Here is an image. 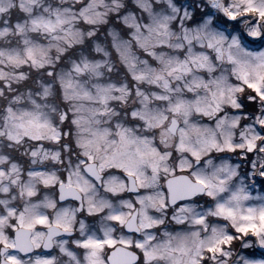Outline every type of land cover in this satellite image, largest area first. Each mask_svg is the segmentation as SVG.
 Segmentation results:
<instances>
[{
    "label": "clouds",
    "instance_id": "clouds-1",
    "mask_svg": "<svg viewBox=\"0 0 264 264\" xmlns=\"http://www.w3.org/2000/svg\"><path fill=\"white\" fill-rule=\"evenodd\" d=\"M92 2L89 15L95 22L80 14L86 0H0V201L7 202L0 203V215L7 216L0 228L8 235L16 219L7 208L49 217L48 225H36L31 233L41 247L19 253L22 264H36L37 257H50L52 264H109L114 249L83 247L80 242L89 238L113 239L116 248L129 241L132 264H186L184 252L174 249L195 248L213 227L234 230L230 220L215 214L216 206L229 202L241 184L252 197H264V186L245 179L246 159L203 144L205 134H214L220 144L229 132L233 141L239 139V129L229 128L228 121L240 114L227 99L219 111L197 110L212 102L213 81L225 87L238 81L232 65L206 48L213 71L193 68L180 79L167 74L166 61L188 55L184 28L195 26L172 9L194 5L199 21L208 0ZM164 15L170 17L167 35L150 34L138 43L135 25L143 29ZM59 19L65 23L56 31L33 23ZM8 53L17 59L10 61ZM157 73L167 79L168 89ZM197 78L208 87L192 85ZM185 104L190 111L177 108ZM262 109L257 102L256 111ZM34 116L43 127L28 124ZM244 119L240 115L241 123ZM247 119L252 122V115ZM193 151L199 152L198 160ZM227 165L235 175L227 174ZM197 175L210 184L225 177L223 191L209 187L181 198L170 188L177 176L194 183ZM70 176L74 185H83L82 191L74 189L79 198L62 188ZM117 214L123 223L112 219ZM200 215L204 221L198 224ZM58 220L69 230L57 227ZM137 241L145 248L136 249ZM245 243L256 246L237 235L226 260L205 258L209 264H241ZM145 250L152 253L151 261L143 259Z\"/></svg>",
    "mask_w": 264,
    "mask_h": 264
},
{
    "label": "snow or ice",
    "instance_id": "snow-or-ice-1",
    "mask_svg": "<svg viewBox=\"0 0 264 264\" xmlns=\"http://www.w3.org/2000/svg\"><path fill=\"white\" fill-rule=\"evenodd\" d=\"M174 2L179 3V0H174ZM86 3L87 6L80 9V14L86 21L95 22L89 15L90 10L95 5L92 0H86ZM143 6L147 7V4ZM193 7L194 5L172 9L178 11L185 18H191L195 26L184 28L183 39L189 45L188 55L183 60L166 61L165 63L170 65L167 74L180 79L183 75L192 72L193 68L213 71L214 65L209 52L203 50L205 48L214 52L217 60L227 61L232 65V72L235 74L238 84L225 87L220 80L213 81L215 90L211 92L212 102L203 107L197 106V110L204 111L205 115L219 111L220 103L227 99L235 108L236 113L245 117L243 123L240 122V115H233L228 121L229 128L239 129L236 133L239 139L233 141V133L229 132L224 143L220 144L214 134H205L203 144L209 150L215 148L219 151L227 150L236 153L241 156L242 162L246 159L245 179H250L253 183L264 186V109L259 112L256 111L257 102L264 105V0H208L206 5L208 10L200 15L199 21L193 14ZM96 15L99 16L100 14L96 13ZM169 18L166 15L159 16L153 24H145L143 29L136 24V32L133 33L134 38L138 43H142L151 38L150 34L167 35L166 29ZM33 23L49 31H56L57 26L64 24L65 21L63 19L56 22L35 20ZM28 54L34 59L31 50ZM3 55L4 53L0 52V56ZM8 59L15 61L17 57L8 53ZM151 71L156 72L155 69ZM156 79L163 80L165 89H168V81L163 75L157 73ZM191 83L196 87H200L202 84L208 87L207 82L198 78ZM239 93H244V95L238 99ZM179 107L191 110L190 104L177 105V108ZM248 114L252 115V122L247 119ZM226 119H222L219 123L223 124ZM28 124L36 128L43 127L38 116L29 119ZM180 147L185 146L180 145ZM192 155L197 160L200 158L198 151H193ZM88 171L95 175L93 169ZM226 172L228 175H235V170L231 165L226 166ZM128 174L132 175L133 173L129 171ZM0 175L3 173L0 172ZM224 180L225 177H220L219 182L213 181L210 184L208 179L197 175L193 183L189 177L177 176L169 184L176 194L181 198H186L196 191L209 187L223 191L221 186ZM62 188H66L69 195L79 198L74 189L82 191L83 185H80L79 182L74 185L70 176L67 185L62 182ZM3 190L6 191L7 189ZM208 195H213V192L209 191ZM245 201H249V203L244 204ZM0 203L7 204L6 201H0ZM7 212L9 216H15L16 219L13 221L12 229H9L8 235H5L3 229L0 228V264H22L19 253H30L33 245L36 248L41 247L36 237L32 236L31 233L36 225H48L49 217L42 214L26 216L25 212L17 213L15 208H7ZM215 214L230 220L234 230L225 233L221 228L213 227L207 239L200 241L195 248H189L185 245L174 249V251L182 250L184 252L185 256L188 257L186 264H209L205 254L212 259L220 256L226 260L230 256L228 249L231 248V242L236 239L237 235L246 241L255 242L256 245L253 248L250 243L244 244L246 255L241 257V264H264V197H252L246 186L241 184L232 193L229 202L220 203L216 206ZM112 219L120 223L124 222L123 217L119 214L113 215ZM6 220L7 216L0 215V225H3ZM195 221L198 224L203 223L204 216L195 217ZM56 226L63 227L65 231H68L70 227L67 224H61L59 220L56 221ZM52 234L49 233V238ZM42 235L44 234L36 233V236ZM80 243L85 248L95 249L107 246L114 249L107 258L109 264H132L135 259L133 253L126 251V248L133 246L129 241L123 242L124 248H116V241L113 239L89 238ZM134 247L144 249L145 245L143 242L137 241ZM143 259L151 261L153 259L152 253L145 250ZM36 264H52V259L50 257H37Z\"/></svg>",
    "mask_w": 264,
    "mask_h": 264
}]
</instances>
